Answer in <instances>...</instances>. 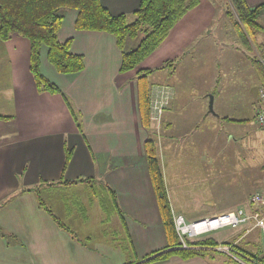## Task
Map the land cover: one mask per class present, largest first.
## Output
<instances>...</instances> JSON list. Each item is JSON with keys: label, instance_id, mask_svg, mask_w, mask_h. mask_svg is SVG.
<instances>
[{"label": "crops", "instance_id": "0c3cea01", "mask_svg": "<svg viewBox=\"0 0 264 264\" xmlns=\"http://www.w3.org/2000/svg\"><path fill=\"white\" fill-rule=\"evenodd\" d=\"M243 1L249 8L264 4V0ZM100 2L111 15L117 16L131 15L140 0ZM226 2L223 16L216 21V14L221 13L216 3L198 0L197 6L175 24L156 51L138 68L123 74L119 72L121 52L115 39L103 32L76 31L77 12H63L58 41L64 43L71 39L72 53L83 57L84 69L71 76L57 73L47 60L45 47L41 50L40 69L80 113L83 135L60 95L37 92L28 69L29 44L24 38L13 37L0 46L1 54L9 49L5 73L9 80L7 86L11 88L1 92L0 115L12 117L0 120V264H140L146 255L163 250L167 242L144 151L146 139L152 136L159 141L157 156L174 217L181 216L186 223H195L233 210L223 203L221 193L190 200L184 190L193 186L192 179L194 185L206 182L200 178V167L215 168L220 152L215 145L229 146L237 142L230 135L226 139L217 136L216 128L248 122L247 116H242L238 98L232 109L221 99H214V112H211L208 98L214 88L203 86L197 80L205 76L215 81L218 75L194 71L201 55H217L218 48L222 51L228 45L238 44L233 23L226 22V18L233 22L228 11L235 17ZM259 21L264 26V10ZM138 41L129 42L127 48L135 47ZM2 60L0 57V64ZM168 62L172 66H164ZM141 70L154 71L149 75V129L142 125L138 106L137 74ZM154 96L156 99L159 96L157 107L153 105ZM8 108L11 112H5ZM11 123L14 133L13 129L6 128ZM66 151L71 155L64 180L90 178L97 181L98 189L108 186L116 193L123 214V222L114 213L108 225L101 224L102 239H94L91 244L84 245L58 229L51 217L38 207L34 193H19L20 189L40 183L58 182ZM263 164L264 160L260 167L262 173ZM79 186L83 185L73 187ZM259 186L262 190L263 179ZM50 190L47 191L50 196L59 192ZM50 196L51 201L56 198ZM93 198L89 188L87 205L96 202ZM96 203L102 212L101 222L105 215ZM126 236L132 244V251L128 253L121 250L120 243ZM246 236L243 230L237 229L212 238L245 248ZM153 264L237 263L217 252L211 257L188 260L173 256Z\"/></svg>", "mask_w": 264, "mask_h": 264}, {"label": "trees", "instance_id": "16d2710c", "mask_svg": "<svg viewBox=\"0 0 264 264\" xmlns=\"http://www.w3.org/2000/svg\"><path fill=\"white\" fill-rule=\"evenodd\" d=\"M227 1L229 5L228 9L234 12L235 17L230 11L227 12V15L233 18L234 27L243 46L246 49H250V51H254L253 64L258 71L260 84L264 88V65L261 63V60L264 62V42H256L258 33L262 32L264 28L259 21L264 10V4L249 8L243 0ZM197 4L198 0H140L138 8L131 15L120 14L113 16L102 6L100 0H0V41L5 42L13 36H19L29 42L28 69L37 92L60 95L76 124L77 130L83 135L80 113L75 109L71 100L56 84L49 81L40 69V56L43 47L47 50L48 62L57 73L76 75L84 69L83 57L72 53L71 39H68L64 43L58 41V32L64 20L63 12L70 10L77 12L74 20V29L76 31L103 32L115 39V44L121 52L119 72L123 74L138 68L143 60L156 51L167 38L175 24L188 11L196 7ZM252 40L255 43L253 44L254 47L251 45ZM134 41H138L135 47L127 48L130 45L129 42ZM170 63L168 62L166 66H172ZM153 72V70H141L137 74L138 106L142 125L146 129H149L150 125L149 91L151 84L149 75ZM11 118L10 116L0 115V120H11ZM144 151L167 244L163 250L146 255L144 257L145 260L143 259L144 261L140 264L163 262L173 256L182 260L194 257H211L213 253L219 252L216 248L222 245H227L234 252L245 256L249 264H264L263 249L246 250L248 244H245V248H243L240 245L236 246L235 243H220L217 241L218 239L216 240L212 236L207 237L205 236L206 234L197 238H187L185 241L186 248H182L175 231L174 216L164 185L157 149L152 138L146 139ZM70 155L66 151L65 162L58 182L40 183L32 188L20 189L19 193H34L38 207L51 217L58 229L69 233L73 238L80 240V243L86 245L87 242L91 241V237L84 236L80 239L74 236L73 234H76V232L64 220L54 214L51 207L46 204L42 198L44 193L51 191L50 189L53 188L61 192L67 190L70 186L82 184L90 188V192L94 197L93 200L99 203L100 208L104 212L105 218L101 221L102 225H108V220H110V216L114 213L123 222V214L119 209L116 193L108 186L101 185L102 187L98 189L97 181L90 178H79L70 182L64 180L63 176L70 161ZM67 195L68 192L64 196ZM64 196L63 198H65ZM62 201L65 207H67V199L65 198ZM72 205L76 207L77 214L82 218V221L87 222L86 207L79 201L73 202ZM239 208L246 209L248 207L247 204H243L235 210ZM250 224L249 222L246 225L229 229L243 230L244 236H246L248 235L247 227ZM103 237L105 238L106 236ZM120 243H122V251L125 253L132 251V244L128 236L121 239ZM229 260L233 261L230 258Z\"/></svg>", "mask_w": 264, "mask_h": 264}, {"label": "rangeland", "instance_id": "374dc122", "mask_svg": "<svg viewBox=\"0 0 264 264\" xmlns=\"http://www.w3.org/2000/svg\"><path fill=\"white\" fill-rule=\"evenodd\" d=\"M213 1L216 3V8L221 12L216 14L217 21L221 16H223L224 8L227 7V2L226 0ZM226 22L233 23L228 18H226ZM233 35H236V38L238 39L237 45H228L227 48H223L222 51L221 48H218L217 55H201L202 59L197 61L194 71L203 73L205 75L207 73L209 75H218V79L215 81L205 76H202L201 79L197 80L203 86L207 85L208 87L214 88V93L211 94L213 96V112L214 99L215 101L221 99L226 103L225 105H227L229 109H232L235 107V103L237 102L236 100L238 98L237 103H239L243 109L242 116H247L246 118L248 119V122H244L241 126L224 125L216 128L215 131L217 136L221 138L225 137L226 139V136L230 135L231 137L235 138L237 142L232 143L229 146L224 144L215 146L213 145L215 148L220 149L218 157L215 159L217 165L214 164L215 168L201 166L200 171L202 176L200 178H202L203 181L206 180V182L202 183L201 185H194L195 183H193L192 179L190 183L193 186L190 188H184V190L188 192L187 196L190 198V200L193 197L197 199L210 195L216 196L221 193V196H224L222 200L223 203H227V205L230 206V209L235 210L236 208L245 204L247 199L250 198L254 193L258 192L260 188L258 189L257 186H259L261 179L264 181V175L260 168L264 160V130L260 128L253 120L255 110L258 108V106H260L258 101V89L259 85L261 86L258 71L253 64L255 53L253 50L250 51V49H246L243 46L235 27ZM234 38L231 40H234ZM24 41L29 44L25 38ZM260 41H264V30L262 33H258L256 42ZM3 43V41H0V46L3 45ZM253 44L255 43L252 40L251 45L253 46ZM8 51L9 49L7 52ZM7 52L5 54H1L0 52V57H3L2 63L0 64V97L2 96V91H11V88L7 86L9 80L6 79L7 74L5 73V68H7L9 64L6 63L8 61ZM166 65L167 63H165L164 66ZM0 101H2V97L0 98ZM158 103L159 96L157 99L154 96L153 105L157 107ZM5 112H11L10 108H8ZM153 116H155V114H153ZM157 125L156 127L154 125L153 128L159 132L160 129L157 127ZM6 126V128L9 130L13 129L14 133V127L12 128V123L7 124ZM153 140L155 142L157 151H159V141L156 142L154 138ZM195 174L196 172L193 173V177ZM70 187L65 191L57 192L51 196L49 192L44 193L42 198L46 204L51 207L54 214L64 220V222L68 224L74 230V232H76L77 235L73 234L74 236L81 239V237L89 234L91 241L87 242V244H91L94 239H102L100 235L104 229L100 222L102 212L100 211L96 202H93L92 205H87V201L89 199V188L84 185L77 188ZM221 189H224L225 192H220ZM174 190H172V194H174ZM210 190L216 192L210 193ZM67 192L68 195L64 196ZM49 196L51 198L55 196V201L49 200ZM63 196L67 199V207H65L63 204L62 200L65 199ZM74 200L79 201L86 206L88 215L87 222H82L79 219L77 209L72 205V203L75 202ZM230 209H224V211ZM69 213L70 215L72 214V217L70 218ZM250 227L251 226L247 227L248 235L245 237L246 240L244 242L245 244H248V248L246 250H262L263 242L260 230H250ZM106 230H108V228ZM230 230L231 229L229 228H225L218 230L217 232L206 234L205 236H216L217 234H222ZM238 231L240 232L241 230ZM215 254L216 253H213L212 255L214 256ZM219 256L221 255H218V257Z\"/></svg>", "mask_w": 264, "mask_h": 264}, {"label": "built area", "instance_id": "2783aa9c", "mask_svg": "<svg viewBox=\"0 0 264 264\" xmlns=\"http://www.w3.org/2000/svg\"><path fill=\"white\" fill-rule=\"evenodd\" d=\"M261 63L264 65L262 60ZM258 101L260 106L255 110L254 118L257 125L264 129V88L262 86L258 89ZM159 112L160 110L157 111L158 115ZM262 171L264 175V164ZM247 207L246 209L239 208L237 210L221 213L212 218L203 219L195 223H186L183 217L175 216V231L182 248H186L185 241L187 238L192 239L201 237L204 234L225 228H237L250 222L251 230L257 228L261 232L264 254V186L262 190L254 193L249 198ZM216 250L228 256L238 264H249L245 256L234 252V250L227 245L219 246Z\"/></svg>", "mask_w": 264, "mask_h": 264}, {"label": "water", "instance_id": "95a60500", "mask_svg": "<svg viewBox=\"0 0 264 264\" xmlns=\"http://www.w3.org/2000/svg\"><path fill=\"white\" fill-rule=\"evenodd\" d=\"M212 104H213V97L212 96H210L209 97V110L212 112L213 110H212Z\"/></svg>", "mask_w": 264, "mask_h": 264}]
</instances>
